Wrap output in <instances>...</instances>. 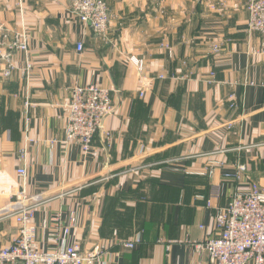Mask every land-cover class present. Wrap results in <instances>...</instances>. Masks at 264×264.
<instances>
[{
  "label": "crops",
  "instance_id": "0c3cea01",
  "mask_svg": "<svg viewBox=\"0 0 264 264\" xmlns=\"http://www.w3.org/2000/svg\"><path fill=\"white\" fill-rule=\"evenodd\" d=\"M105 1L108 43L66 0H21V8L0 0V23L29 36L27 56L8 54L16 70L7 79L0 61V247L16 234L3 211L19 188L28 138L25 186L42 200L39 247L56 215L63 225L73 215L67 243L110 246L102 264H211L194 244L216 236L215 208L237 187L235 166L258 170L264 160V56L259 35L247 32L246 0L223 9L217 0ZM131 56L144 61L143 73ZM85 86L108 89L114 104L103 124L110 140L97 134L87 154L61 144L62 105ZM245 174L264 185V174ZM135 236L138 247L120 246Z\"/></svg>",
  "mask_w": 264,
  "mask_h": 264
},
{
  "label": "built area",
  "instance_id": "2783aa9c",
  "mask_svg": "<svg viewBox=\"0 0 264 264\" xmlns=\"http://www.w3.org/2000/svg\"><path fill=\"white\" fill-rule=\"evenodd\" d=\"M18 1L21 8V0ZM66 1L71 16L84 28L89 29L96 39L108 43L110 14L107 2ZM217 2L218 9H223L228 0ZM244 10L247 14V32L259 35L260 53L264 56V0H246ZM28 49L29 36L24 29L10 33L0 23V61L4 65L3 78H9L16 70L8 54L23 53L27 56ZM76 50L82 52V44H77ZM166 50L170 54L168 47ZM211 50L213 54L220 52L216 45H212ZM128 60L138 73L144 72L142 59L131 56ZM30 69L31 66L27 64L25 71ZM28 105L25 103V109ZM62 106L65 120V138L61 141L63 146L76 144L87 154L91 151L97 134L104 133L105 140H110V133L103 131L105 120L114 112L112 96L108 89L100 86L74 87L69 100ZM25 121L27 122V119ZM27 139L18 153L19 160L23 163L16 170L20 179L19 188L3 211V217L13 220L16 234L9 245L0 247V264H102L110 246L97 244L92 249L85 250L79 242L67 243L66 238L77 223L73 215L69 218L68 225H63L60 215H56L52 219L54 227L46 238V247H39L34 215L42 200L36 195H30L25 186V163L28 158V144L31 142ZM246 172L245 164L239 163L235 166L233 179L237 182V187L226 206L215 208L213 222L216 236L194 244L195 249L207 255L211 264H264V188L250 182ZM207 207H210V202ZM119 244L123 249L132 250L141 244V240L139 236H135L127 241H119Z\"/></svg>",
  "mask_w": 264,
  "mask_h": 264
},
{
  "label": "rangeland",
  "instance_id": "374dc122",
  "mask_svg": "<svg viewBox=\"0 0 264 264\" xmlns=\"http://www.w3.org/2000/svg\"><path fill=\"white\" fill-rule=\"evenodd\" d=\"M254 165H255L254 162L247 163V166H246L247 172L246 173H248V175L251 174L253 176V178L255 179V176L258 174V172L264 174V160L259 161V163L257 164L258 170H257L256 167L254 169L252 168ZM262 176L264 177V175H262ZM261 186L264 188V185L263 184Z\"/></svg>",
  "mask_w": 264,
  "mask_h": 264
}]
</instances>
